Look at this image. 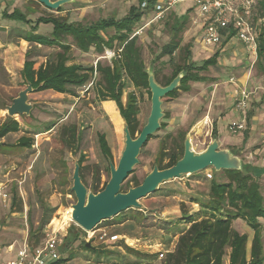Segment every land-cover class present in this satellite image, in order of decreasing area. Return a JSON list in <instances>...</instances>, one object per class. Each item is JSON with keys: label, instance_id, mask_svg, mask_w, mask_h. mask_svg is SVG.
I'll use <instances>...</instances> for the list:
<instances>
[{"label": "rangeland", "instance_id": "374dc122", "mask_svg": "<svg viewBox=\"0 0 264 264\" xmlns=\"http://www.w3.org/2000/svg\"><path fill=\"white\" fill-rule=\"evenodd\" d=\"M163 2L165 0H162ZM140 5V0H74L63 7L64 12L59 13L45 8L36 1L0 0V42L20 46L22 50H15L14 55L11 56L16 74L10 77L11 75L6 73V77L2 78L9 88L0 87V107L10 104L11 98L17 97L26 89V81L17 68L24 64L28 52L40 54V57L36 59V69L45 62L47 57L56 52L50 48L37 46H32L30 49L26 44V54H24L22 43L12 41L5 35L1 36L4 33L3 29H15L20 23L17 19L7 16V13L10 14L18 9L26 15V18L32 20L34 25L41 16L53 14L57 17L62 16L76 26H88L96 25L101 20H121L129 14L133 6L140 7ZM152 15V13L145 14L141 26L145 25ZM197 16L193 3L179 4L165 20L154 22L138 38V45L142 49L148 72L153 73L154 68L158 69L161 72L159 75L161 80L172 74L168 64L169 58L159 57L163 47L169 44L173 37L182 38V54L190 50V63H193L195 67L204 66L206 70H200V76L209 80L203 83H191L189 91L182 90L176 98L163 99L164 113L167 112L170 118L163 119L166 123L165 129L160 130L142 149L140 163L130 179L136 178L142 182L155 166H159L163 143L165 142L170 149L176 141L180 142L179 134L182 133L186 134V137L190 136L193 149L197 154L204 152L215 139L218 140L221 149H224L223 147L227 144L245 149L242 160L258 176L261 192L264 194V92L261 90L264 87V58L261 61L258 59L255 61L256 57L236 38L223 43L220 47H205L202 43L201 27L194 25ZM176 18H182V22H186L185 26L183 25L184 29L177 33V37L174 36L176 31L172 30ZM53 30L54 27L51 24L43 23L38 26V32L42 35L50 36ZM107 52L99 55L92 50L85 54L74 47L72 60L73 63L90 67L96 66L99 62L103 66H108L112 58L111 55H107ZM6 55L7 53H4L2 49L0 52L2 73H5L3 63L6 61ZM176 55L178 56L179 52ZM243 78H248V84L244 87L251 93L246 112L249 123L245 131L234 134L230 130V125L240 124L243 121L235 105L238 86L241 85ZM129 92H135L139 98L138 118L141 128L147 124L151 114V96L146 90H136L129 84L124 91V103L127 101ZM78 93V98L56 95L52 91L31 94V103L36 104L40 111L33 110L32 119L20 117L25 135L26 126L31 124L37 125L35 132L39 133L45 131L51 124L58 123V126L50 135L35 137V132L27 133L28 138H35V148L33 151L21 154L23 160L20 162L16 163L13 158L7 157L0 159V185L3 184L4 192L10 197L5 202L0 195V222L13 213L23 211L27 213V219L35 223H41L45 213L52 210L55 211L53 218L60 217L57 215L58 212L63 215L64 209L76 204L77 201L72 194L73 174L76 161L82 157L85 158L83 175L89 187L96 182L99 171L103 174L102 183L110 180L111 174L107 170V162L101 153L98 139L100 134L106 135L113 151L114 165L117 166L125 147L124 119L117 103L112 100L102 101L97 96L96 89L88 92L85 89H79ZM4 95L9 99L3 98ZM205 114L210 118L208 126L204 123L196 124ZM7 117L6 110L0 112L1 122ZM216 126L217 138L214 136ZM72 127H76L80 141L71 147L68 143H64L62 137L64 132ZM138 135L139 133L136 136ZM19 136L21 134H18L17 138ZM67 137L69 138V134ZM39 154L37 161L30 164V160ZM167 163L166 158L160 165L165 166ZM207 173L215 176V171L208 169L162 185L159 191L141 200L144 206L141 213L135 210L115 217L114 220L103 223L95 235L79 233L77 229L79 227L71 223V229L69 228L68 232L72 231L70 233L73 235L79 233V239L71 246L70 253L73 254L65 264H88L91 261L164 264L167 254L173 251L176 245L180 231L186 227L185 223L176 222L180 220L184 210L190 212L195 208L190 204L189 199L191 196L202 200L207 199L212 181L206 177ZM131 187H134V183H131ZM124 191H127L126 187ZM189 218V215L185 216L186 221ZM52 220L39 235L41 246L45 242V235ZM262 225L261 239L264 249V222ZM35 227L37 229V225ZM234 229L249 237L250 252L254 231L242 221L236 222ZM103 233L106 236L100 239L99 236ZM119 235L121 237L119 241H110L112 237ZM85 244L86 246L90 244L93 250L84 248ZM67 247L64 253L62 252L63 258L69 256ZM160 253L165 254L163 259L159 258ZM2 259L4 258H0V261H4ZM12 259L15 260V258Z\"/></svg>", "mask_w": 264, "mask_h": 264}, {"label": "trees", "instance_id": "16d2710c", "mask_svg": "<svg viewBox=\"0 0 264 264\" xmlns=\"http://www.w3.org/2000/svg\"><path fill=\"white\" fill-rule=\"evenodd\" d=\"M144 1H148L150 8H152L158 0H140V4ZM257 2L254 20L256 19L255 21L259 22L264 19V0H257ZM64 11L65 9L62 7L59 13ZM145 14L146 12L141 9V5L140 7L133 6L129 14L121 20H101L96 25L76 26L75 23H69L62 16L57 17L53 14L41 16L38 18L37 24L34 25V22L26 18V15L18 9L13 10L10 14L7 13V16L25 23L28 27L30 25L31 29L26 34H19L21 39L31 46L36 45L56 51L50 57H47L45 62L37 69L35 68L36 59L40 57V54L34 52L26 54L22 74L26 84L31 82L33 87L37 89L36 92L52 91L76 98L79 97V89H85L86 92L96 89L97 96L102 101L112 100L117 103L124 122L129 126L133 138H136L137 133L140 134L144 128V126L140 128L138 118L140 114L139 98L135 92H129L127 101L124 103L123 96L125 89L131 84L136 90H146L152 97L148 82L149 73L143 60L142 49L138 45L139 37H134V33L141 25ZM43 23L53 25L54 30L50 36L38 32L39 24ZM185 24L186 22H182V18L175 19L172 29L176 31L174 32L175 37H177L178 32L180 33L184 29ZM181 42L182 38L173 37L170 43L163 47L159 57L161 59L169 58L168 64L172 70L170 77L161 80L159 78L161 72L156 68L153 69L156 81L164 87L169 86L177 76L182 72L184 73L180 87L166 98H176L182 90L189 91L191 83H203L209 80V78L200 76V70H206L204 66L195 67L193 63H190V50L184 51V54H182ZM74 47L85 54L90 53L92 50L99 55H103L106 51H113L116 57L111 60V64L108 66H103L100 62L96 66H85L73 63L72 51ZM177 52H179L178 56L176 55ZM257 55L258 61L264 58V22L260 27ZM98 77L99 80L97 81ZM12 102L13 99L11 104ZM8 106L9 104L3 105L0 110L4 111ZM32 115L28 118L32 119ZM169 118V114L165 112L164 120ZM164 120L161 121V130L166 127ZM1 121L0 141L8 134L18 133L22 130L20 123L15 118L7 117L5 121ZM55 126V123L51 124L45 132L52 131ZM35 134L37 135L39 132ZM67 134H69V138ZM214 136L216 138L218 136L217 129H214ZM153 137L149 139L148 143ZM179 138L180 142L176 141L170 149L165 142L163 143L158 166L160 170L172 168L183 158L186 134L180 133ZM62 139L64 143H68L71 147L79 143L76 127L68 128ZM98 140L101 153L107 162V170L110 173V163H114L112 148L105 134H100ZM33 143L34 139L25 136L20 139V146L24 148L31 149ZM166 158L168 163L165 166L160 165ZM84 160V157L79 159L81 177L88 189L97 194L104 190L109 180L102 183L103 174L102 171H99L96 182L89 187L83 175ZM132 174L123 184V192L133 188L131 183H134V187L143 183L144 180L140 182L136 178L130 179ZM125 187L127 191H124ZM72 194L74 193L72 192ZM189 202L198 206L199 210L190 212L184 210L181 218H179L180 220L176 222L185 223L186 227L183 231H180L176 245L173 251L167 254L164 264H226L227 261L228 264H264V249L261 239L262 224L264 222V194L261 192L259 178L255 176L249 165H245L243 171L215 172L209 186L207 199L202 200L191 196ZM130 211L135 210L127 212ZM136 212L141 213L140 210H136ZM54 213V210L46 212L45 218H43L37 231L30 235L29 242L32 247L41 246L39 235L50 223ZM186 215L190 217L188 221L185 220ZM238 221L244 222L254 231L250 252L248 250L249 237L234 229V224ZM102 224L97 227V230H100ZM77 229L79 233L84 232L87 234L82 229ZM70 232L72 231L69 230L62 247L64 253V249L68 245L67 253H69V256L63 258L61 254L55 264H65L72 257L73 253H70L72 251L70 248L78 241L79 233L73 235ZM85 247L87 248L86 244ZM88 249L93 250V248ZM88 264L138 263L91 261Z\"/></svg>", "mask_w": 264, "mask_h": 264}, {"label": "water", "instance_id": "95a60500", "mask_svg": "<svg viewBox=\"0 0 264 264\" xmlns=\"http://www.w3.org/2000/svg\"><path fill=\"white\" fill-rule=\"evenodd\" d=\"M45 8L59 12V10L74 0H34ZM149 73V88L151 97V114L142 132L133 138L129 126L125 123V147L118 165L110 163V180L104 190L95 194L84 184L81 177V166L79 160L75 163L73 174L72 192L76 197V204L73 205L72 222L85 231L93 233L97 227L105 221L129 210L144 209L141 200L156 193L160 187L169 182L190 177L198 173L213 169L216 173L222 171H243L245 163L242 158L227 149H221L218 140H213L208 148L197 154L192 145L190 136H187L184 144V156L172 168L160 170L155 166L151 173L137 187L130 188L123 192V184L139 165V157L143 147L152 136L161 130V121L165 117L163 110V99L176 91L184 78L182 72L169 86H161L156 81L155 75ZM37 89L31 82H27L26 89L21 91L13 99L12 105L6 108L7 116L10 118L30 117L35 106L31 103V94ZM91 245L87 244V248Z\"/></svg>", "mask_w": 264, "mask_h": 264}, {"label": "built area", "instance_id": "2783aa9c", "mask_svg": "<svg viewBox=\"0 0 264 264\" xmlns=\"http://www.w3.org/2000/svg\"><path fill=\"white\" fill-rule=\"evenodd\" d=\"M193 3L197 10V19L194 21L195 26L201 27L202 43L205 47H220L223 43L230 42L235 38L253 55L257 61L260 27L264 19L255 22V14L257 11V0H158L157 3L150 8L149 2L144 1L141 4V9L148 13H152V18L143 26H139L134 37H139L144 31L149 28L154 22L165 20L169 13L179 4ZM111 58H115V52H107ZM255 63V62H254ZM233 82V80H232ZM236 84L235 82H233ZM264 92V87L261 88ZM251 93L240 85L238 86L235 105L238 112L241 113L243 121L240 124L230 125V130L237 134L246 130L247 107ZM213 174L207 173L208 179H213ZM0 195L4 201L9 200V195L4 192L3 187L0 189ZM70 199L72 196H68ZM73 205L64 209L63 215L58 214L52 220L51 225L45 235V242L42 246L34 248L28 241L18 252L17 259L0 264H55L61 257L64 239L68 234V229L72 222ZM99 230V229H98ZM96 229L93 233H98ZM105 234L99 236L100 239L105 238ZM121 237L115 236L110 239L111 242L119 241ZM164 253H160L159 258L163 259Z\"/></svg>", "mask_w": 264, "mask_h": 264}, {"label": "crops", "instance_id": "0c3cea01", "mask_svg": "<svg viewBox=\"0 0 264 264\" xmlns=\"http://www.w3.org/2000/svg\"><path fill=\"white\" fill-rule=\"evenodd\" d=\"M23 23L20 22L17 25V28L15 29H3L4 33L1 34V36L5 35L8 39L12 40V41H18L19 44L22 43L24 46V54H26V49H25V45L28 44L27 47H29L30 49H32V46L27 43L25 40L21 39L19 37V34L24 33L26 34L29 31V27ZM19 29V30H16ZM36 46V45H35ZM37 47H41V46H37ZM2 49L4 50V53H7L6 55V61H4L3 63V71H5V73H2V70L0 68V87L4 88V89H8L9 86L6 84V82L3 81L2 78L6 77V73L10 74V77H13L14 74H16L14 72V64L11 60V56L14 55V51L18 50V51H22L19 47H16L15 45H8V44H3L0 42V52L2 51ZM22 53V52H20ZM23 54V53H22ZM11 60V62H10ZM44 62H42L41 64H43ZM40 64V65H41ZM39 65V66H40ZM20 72L21 75L23 74V70H24V64L20 67L17 68ZM23 77V75H22ZM7 78H9L7 76ZM244 79V78H243ZM248 78H245L242 82L241 85L246 86L248 84ZM56 95H61V96H69L70 95H64V94H58L56 93ZM3 98L9 99L8 96L4 95ZM2 98V99H3ZM15 98V97H14ZM14 98H11L14 99ZM9 105H12L11 103ZM35 108L34 110H36L35 112L40 111V109L38 108V106L36 104H34ZM3 110H0V112H2ZM18 118V120L16 119ZM15 119L20 123L21 128H23L24 126L22 125V123L20 122V117H16ZM209 117L205 114L203 117L199 118L198 121L196 122V124H200V123H204L205 126H208L209 124ZM5 121V119L3 120ZM249 123V122H248ZM56 126L52 129V131L50 132H40L39 134H35L36 129H37V125H30V126H26V135L27 133L30 132H35L34 135L40 136V135H50L55 128H57L58 123H55ZM217 125V124H216ZM24 129V128H23ZM217 129V126H216ZM21 134V136H19V138H17V135ZM31 134V133H30ZM29 134V135H30ZM25 135V132H23V130H21L18 133H10L8 134L6 137H4L1 141H0V159H5L7 158H13L16 163L21 160H23V157L21 156V154H23L26 151H33V149L35 148V138H31L34 139V143L33 146L31 147V149L29 148H24L20 146V139L25 136L28 138V136ZM224 149L230 150L231 152L235 153L236 155L240 156L242 158V155L244 154V152L246 151L245 149L242 148H238L235 147L233 145H225V147H223ZM9 153H12V155H9ZM258 151L255 153L257 155ZM40 156L37 155L35 156L33 159L30 160V164L35 163L38 159V157ZM251 156V155H250ZM245 157L248 158L247 155H245ZM59 161H60V157H59ZM256 176V175H255ZM258 177V176H257ZM3 185V184H2ZM2 185H0V187H2ZM195 208L192 209V211H197L199 210L198 206L193 205ZM27 213H25L24 211L19 213H13L11 214L9 217L7 216L5 220L0 222V258H4L2 260H4V262H8L13 260L12 258H15V260L17 259V255L18 252L22 249V247L26 244V242L30 240V235L32 233H35L38 229V227L40 226V222H33L27 219L26 216ZM60 214V212L57 213V215ZM20 217V218H18ZM56 217V216H55ZM54 217V218H55ZM21 219V220H19ZM19 221L18 223H16L15 221ZM30 221V222H28ZM37 225V229L35 226ZM6 258V259H5ZM7 260V261H5Z\"/></svg>", "mask_w": 264, "mask_h": 264}]
</instances>
